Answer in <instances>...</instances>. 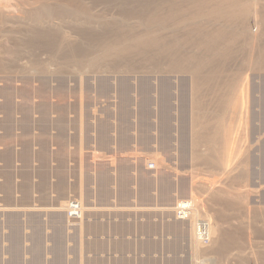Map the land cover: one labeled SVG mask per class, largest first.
<instances>
[{
	"label": "rangeland",
	"instance_id": "1",
	"mask_svg": "<svg viewBox=\"0 0 264 264\" xmlns=\"http://www.w3.org/2000/svg\"><path fill=\"white\" fill-rule=\"evenodd\" d=\"M100 10L114 12L101 4L95 7L98 14L102 13ZM255 27L251 21L250 28ZM35 53L34 57L43 62L52 57L43 48ZM25 59L21 63L28 65L29 58ZM33 74L0 75V264H13L15 257L18 262L14 264H36L37 254L39 264H192L187 226L171 230L174 215L162 211L175 209L173 199L185 194V186L189 194L191 187L195 194H200L197 196L201 201L208 195L205 193L204 198L203 186L214 184L234 193L240 189L253 190L254 202L264 195V71L228 72L232 77H248L250 117L246 161L239 160L243 155L240 144L233 152L238 155L233 162L232 156H228L232 162L229 167L233 169L228 172L216 169L214 162L210 164L204 159V145L197 149L200 157L192 154L193 139L187 129L184 140L181 134L178 136V91L171 92L172 131L166 145L161 140L159 93L152 94L149 126L144 130L140 95L132 92L131 102L125 106L117 94L98 93L97 80L91 75L81 81L77 75L33 77ZM176 77L162 76L160 80L170 78L172 85L179 88L178 80L187 78ZM138 79L132 78L130 83L137 84L141 80ZM152 80L153 84L160 82L158 78L154 79L156 82ZM186 95L190 110L194 95L189 88ZM200 100L203 109H213L216 91L210 88L200 94ZM124 107L130 112L126 131L119 119ZM103 138L108 142L104 144ZM183 141L186 153L181 148ZM122 170L129 175L126 188L118 185ZM99 172L112 176L106 197L97 179ZM163 176L174 187L171 202L161 196ZM150 181L151 188H146ZM67 194L81 197L91 207L82 223L81 219L69 218L71 211L56 209ZM220 198L225 200L226 195L221 194ZM215 206L226 214L222 222L225 228L232 221V224L242 221L239 211H227L226 204ZM16 230L18 255L13 256L12 236ZM254 245L255 248L244 251L235 248L205 251L206 255L200 257L214 258L217 264H260L256 255L264 250V239Z\"/></svg>",
	"mask_w": 264,
	"mask_h": 264
},
{
	"label": "bare ground",
	"instance_id": "2",
	"mask_svg": "<svg viewBox=\"0 0 264 264\" xmlns=\"http://www.w3.org/2000/svg\"><path fill=\"white\" fill-rule=\"evenodd\" d=\"M100 4L116 12L100 10L102 13L98 14L95 7ZM251 21L255 22V30L250 28ZM40 48L52 53L48 62L34 57ZM25 58H29L28 65L21 63ZM232 70L264 71V0H0V75L69 74L81 77V81L91 75L97 80L94 79L98 93L117 94L125 106L130 104L132 92L141 96L140 120L144 130L149 126L152 94L159 93L161 140L166 145L172 131L170 102L174 89L179 92L176 121L181 130L178 136L181 134V139H185L187 129L193 139L192 154L200 157L197 149L204 145V159L210 164L214 162L216 169L227 172L233 171L229 166L238 157L233 152L240 144L243 155L239 160H245L249 152V80L247 76H229ZM181 75L187 80L179 79V88L172 85L170 78L160 80L162 76ZM147 76L158 78L160 82L153 84L151 80L155 78L149 80ZM132 78L141 80L131 84ZM111 79L115 80L113 84ZM188 88L194 95L190 110L186 101ZM210 88L216 91L215 107L203 109L200 94ZM125 110L119 114L124 131L130 120V112ZM103 139L104 144L108 142ZM123 141L126 144V136ZM228 143H232L231 146ZM181 148L186 153L184 141ZM229 155L232 162L228 160ZM126 171L118 175V185L122 188L129 185ZM97 179L103 196H108L112 176L103 172ZM168 181L162 177L161 196L171 202L174 187ZM151 186V181L146 184V188ZM185 190L186 186L185 194L173 199L175 209L162 211L174 215L171 230L187 226L192 264H217L214 258L202 260L200 256L206 255L205 251L214 253L226 248L252 249L256 247L254 242L264 239V195L260 197L262 201L254 202L251 200L253 190L240 189L234 193L214 184L203 186V196L208 195L201 201L200 194H195L192 187L190 194ZM221 194L226 195L225 200L220 198ZM64 196L67 197L56 209L71 211L69 218L81 219L82 223L91 207L81 197ZM74 200L79 203L72 204ZM217 203L226 204L227 211H239L240 224H232V221L225 228L222 222L226 214L215 209ZM18 239L16 230L12 236L13 256L18 255ZM256 256L259 263L264 264V250ZM37 257L36 264H39V254L35 260ZM17 260L15 257L14 263Z\"/></svg>",
	"mask_w": 264,
	"mask_h": 264
}]
</instances>
